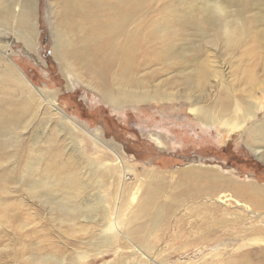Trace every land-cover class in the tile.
<instances>
[{
	"label": "rangeland",
	"instance_id": "rangeland-1",
	"mask_svg": "<svg viewBox=\"0 0 264 264\" xmlns=\"http://www.w3.org/2000/svg\"><path fill=\"white\" fill-rule=\"evenodd\" d=\"M140 1L141 7L128 5L133 11L124 7L125 34L100 44L96 62L77 53L70 71L53 50L63 0H35V52L7 26L14 60L78 127L69 122L60 129V116L51 117L46 103L19 117V90L0 79V264H264V196L246 190L264 188V161L247 140L251 126L264 120V0ZM159 28L172 38L159 40ZM235 28L241 36L230 41ZM109 42L131 51L110 55ZM121 76L124 83L115 84ZM237 108H253L256 117L231 131L206 117ZM73 155L86 167L77 172L85 182L79 192L61 191L64 175L56 168L26 173L31 160L61 167ZM119 172L127 175L119 179L129 188L124 194ZM217 176L233 180L234 188L211 181L222 188L212 198L182 199L140 241L145 246L120 236L99 249L106 225H115L114 211L123 209L127 221L150 188H162L165 212L169 196L183 198ZM97 202L95 222L84 215L63 222L54 210Z\"/></svg>",
	"mask_w": 264,
	"mask_h": 264
},
{
	"label": "bare ground",
	"instance_id": "bare-ground-1",
	"mask_svg": "<svg viewBox=\"0 0 264 264\" xmlns=\"http://www.w3.org/2000/svg\"><path fill=\"white\" fill-rule=\"evenodd\" d=\"M63 1L65 4L63 5L64 10L61 11L59 9L57 13V16H59V22L55 24V31L53 35L54 36L53 50L55 56L61 62V66L64 71L71 70V66L73 64V58H76L77 53H80L82 51H84V54H86L89 57L88 62H96L98 59H100L102 48L98 46L100 44H105L108 40H112L114 38L116 41H118L116 38L117 37L119 38L125 34L126 29H125L124 7H127L128 9L131 8L133 11L132 7L138 8L142 6L140 0H63ZM128 5L132 7L129 8ZM35 13H36L35 0L33 2L32 0H0V79H2L3 82L8 84L9 87H15L19 90V93L22 97L21 101H23L22 106L24 107L19 117L22 115L24 111L30 112L37 106H41L43 103H46L47 104L46 106H48L47 110H49L51 117H55L56 119L57 116H60L58 117V120L62 121V123L61 122L58 123V120L56 121V124L57 126H59V128L62 125L64 126V124L66 123L69 124V122L75 124L76 127H78V124H76L74 121H71L68 117L65 116V114L62 113V111L58 108L56 104V99L51 96V94L47 89L45 90L40 89L31 83L29 77H27V74L26 75L24 74L19 64H17V62L14 60V57H12L10 50V45L11 43L13 44V42L11 41L12 37H10L9 39L5 38L6 30H9L7 26L14 28L16 35L17 36L19 35L24 40L26 47L34 51L37 46L35 44V37L38 36L37 34L38 22H36L35 20L36 17ZM30 24L32 28H29ZM127 27H132V26L127 25ZM158 31H155V35L159 38V40L168 39L169 36H171V34H168L166 28H161V29L159 28ZM239 33H242L240 28L229 29L228 31L229 40L238 41L239 37L241 36V34ZM79 38H82V40L76 42V40ZM171 38L172 37H170L169 39ZM114 43L111 44L109 42L108 44L110 45L108 47H110L111 51H113L112 54L110 53V55H114V53L118 51L119 52L131 51L129 47H125L123 45L114 44ZM88 65L90 66V63L87 64L86 66ZM89 69H91V67ZM101 74L105 75L103 72H101ZM199 74L202 75L203 72L199 71ZM114 78H115L114 80L115 84L117 81L119 82L120 80L124 83L125 79L123 76L119 77L120 79L117 77ZM105 97L112 104L118 103L117 102L118 100L114 98L112 93L105 94ZM255 103L256 102H254L253 106L251 105L253 108H255ZM253 108L251 109L249 108L246 110L244 109L242 111L238 110L239 108H237L232 112L223 110L219 112V114H206V117L209 120L211 119L220 120L222 122L220 123L226 128V130L230 129L231 131L234 130V127L236 126L239 127L241 122L246 121V118H249L251 120L252 118L256 117V111ZM19 121H21V118H19ZM16 128L17 126L14 127L12 131L15 130ZM82 130L84 132H87V134L91 135V133L86 129H82ZM248 131L249 132L247 134V140L250 144L249 147L250 146L252 147L251 149L255 153L256 157L264 161V120L258 121L257 123L252 125ZM92 137L95 138L97 140V143H99L100 145L107 146V143L104 142L103 139L96 137L93 134ZM37 156L39 160H42V155H37ZM79 161H81L80 156L73 155L72 157H69L68 161L62 163V164H67L66 166L60 165L61 167L53 166L52 168H50L47 163H44L43 166L39 167L37 166L36 162L34 163L31 160L29 163L32 164L29 165L28 163L29 166L27 167L28 169L26 168L27 169L26 173L45 172L50 169L56 168L55 171L56 173H62V175H64V180L62 179L63 180L62 182L58 181V183L61 182L59 184L61 191L65 190L64 192L67 191L68 193L69 192L71 193L72 191L79 192L78 190L85 182L80 181L77 172H82L84 168L86 169L84 165L80 166ZM124 173L125 172H121L120 176L118 177V183L120 184L118 193L121 192L122 194H124V192H126V190L129 189V188L127 189L126 187L124 188L123 185L125 184H121L119 181L121 177L127 176ZM211 181L218 183L222 182L223 184L226 182L230 184L229 186H231L232 188H234L233 186L235 185V182L233 180L220 176L214 177L213 179L210 180H206L203 186L193 185V190L191 191V193L189 192L180 196L183 198H179V197L174 198L169 196L167 204L165 205L166 207H168L167 211H165L166 213L162 210L160 206V202L164 198L162 188H159L158 186L150 188L151 191H149L148 194H146V196L142 199V202L138 204L136 211L134 209V213H132L129 216L128 220L127 221L125 220L126 223H124L125 221L124 222L121 221L124 210L118 208L116 211H114L115 225L114 223L110 225L107 224L105 230L103 229L104 234H108V236L101 235L102 241L98 242L99 249L110 247V245H114L115 240L121 237L129 241L134 246L141 243L143 244V242L140 243V241L148 240L151 234L157 232V229L161 228L160 226L164 224L165 220H168L169 217H171L174 214L178 206L181 204V201H183L184 199L196 200L197 195L199 193L201 197L208 196L212 198L211 196L212 194L219 192V189L222 190L220 186H216L217 184L210 183ZM35 186L37 187V184H35ZM239 186L240 185L237 186V189H242L241 188L242 186L240 187ZM248 189H250L256 195L264 196L263 187L250 185L248 188H246V190ZM87 203H85L87 206H84L83 208L71 207V206L63 207L61 205H56L54 210L56 212L58 211V213L63 215L60 218V221L63 222L64 221L67 222V219L69 220L72 219V221L73 219L77 220L80 215L86 216L88 219H91V221L94 222L98 221L100 218L99 209L101 211L102 206L101 207L97 206L98 202L91 204H87ZM109 214L110 213L106 211L102 216V218L104 220H107ZM103 253L104 250L98 252V254H103Z\"/></svg>",
	"mask_w": 264,
	"mask_h": 264
}]
</instances>
